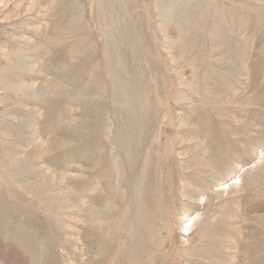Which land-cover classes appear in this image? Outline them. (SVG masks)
<instances>
[{
    "label": "rangeland",
    "instance_id": "obj_1",
    "mask_svg": "<svg viewBox=\"0 0 264 264\" xmlns=\"http://www.w3.org/2000/svg\"><path fill=\"white\" fill-rule=\"evenodd\" d=\"M0 247L264 264V0H0Z\"/></svg>",
    "mask_w": 264,
    "mask_h": 264
},
{
    "label": "bare ground",
    "instance_id": "obj_2",
    "mask_svg": "<svg viewBox=\"0 0 264 264\" xmlns=\"http://www.w3.org/2000/svg\"><path fill=\"white\" fill-rule=\"evenodd\" d=\"M238 181L236 180V181H234V183H237ZM224 189V188H223ZM192 221V218L190 217L187 221H186V225H185V227H184V229L182 230L183 231V235L182 236H188L189 235V230H188V227H189V224H190V222Z\"/></svg>",
    "mask_w": 264,
    "mask_h": 264
},
{
    "label": "trees",
    "instance_id": "obj_3",
    "mask_svg": "<svg viewBox=\"0 0 264 264\" xmlns=\"http://www.w3.org/2000/svg\"><path fill=\"white\" fill-rule=\"evenodd\" d=\"M1 248H2V247H0V261L4 263V259H3V256H2V254H1Z\"/></svg>",
    "mask_w": 264,
    "mask_h": 264
}]
</instances>
